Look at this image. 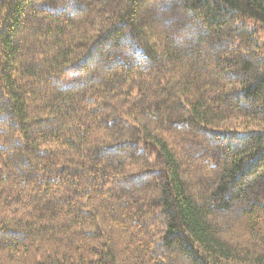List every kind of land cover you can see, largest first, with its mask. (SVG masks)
<instances>
[{"label": "trees", "instance_id": "16d2710c", "mask_svg": "<svg viewBox=\"0 0 264 264\" xmlns=\"http://www.w3.org/2000/svg\"><path fill=\"white\" fill-rule=\"evenodd\" d=\"M0 264H264V0H0Z\"/></svg>", "mask_w": 264, "mask_h": 264}]
</instances>
